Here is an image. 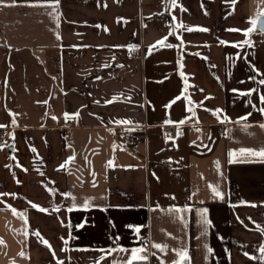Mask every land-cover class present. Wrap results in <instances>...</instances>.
Returning <instances> with one entry per match:
<instances>
[{"label": "crops", "instance_id": "0c3cea01", "mask_svg": "<svg viewBox=\"0 0 264 264\" xmlns=\"http://www.w3.org/2000/svg\"><path fill=\"white\" fill-rule=\"evenodd\" d=\"M261 13L0 0V264H264Z\"/></svg>", "mask_w": 264, "mask_h": 264}, {"label": "built area", "instance_id": "2783aa9c", "mask_svg": "<svg viewBox=\"0 0 264 264\" xmlns=\"http://www.w3.org/2000/svg\"><path fill=\"white\" fill-rule=\"evenodd\" d=\"M129 53L133 56H140L141 55V48L132 46L129 48ZM71 126H72V122L66 121V123H65L66 129H69ZM171 134H172V129L171 128L167 129L166 135L170 136ZM123 136L125 138H127L130 142H132L134 139V137L128 131H125L123 133ZM3 138H5V133H4V130L0 128V139H3ZM138 264H158V263L155 260H148L147 262H142V263H138Z\"/></svg>", "mask_w": 264, "mask_h": 264}, {"label": "snow or ice", "instance_id": "6c2138e0", "mask_svg": "<svg viewBox=\"0 0 264 264\" xmlns=\"http://www.w3.org/2000/svg\"><path fill=\"white\" fill-rule=\"evenodd\" d=\"M261 15H264V13H261ZM251 24L255 25L256 24V21H250ZM248 33H245V35H247ZM261 111H264V109H262ZM0 127H3V126H0ZM242 154H243V150H242ZM251 155H258V156H261V157H264V151H261L259 153H256V152H250ZM216 195H219V193H216ZM33 207H37L36 205H33ZM41 211H44L43 209H39ZM179 211V210H177ZM13 214H16L15 213V210H13ZM135 231L139 232V228L135 229ZM36 235H39L38 233H36ZM45 244H47V242L45 241L44 242ZM154 247H157V248H160L161 246L160 245H154ZM140 251H142V249H135L133 250L132 252V256H133V260H136V259H142V257H138L137 253H139ZM178 255L182 256V257H186V254L185 253H178ZM129 264H132V261H129Z\"/></svg>", "mask_w": 264, "mask_h": 264}, {"label": "water", "instance_id": "95a60500", "mask_svg": "<svg viewBox=\"0 0 264 264\" xmlns=\"http://www.w3.org/2000/svg\"><path fill=\"white\" fill-rule=\"evenodd\" d=\"M257 27L264 32V16H259L257 19Z\"/></svg>", "mask_w": 264, "mask_h": 264}]
</instances>
